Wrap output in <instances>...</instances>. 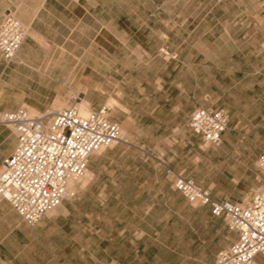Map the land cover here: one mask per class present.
Listing matches in <instances>:
<instances>
[{"label": "rangeland", "instance_id": "374dc122", "mask_svg": "<svg viewBox=\"0 0 264 264\" xmlns=\"http://www.w3.org/2000/svg\"><path fill=\"white\" fill-rule=\"evenodd\" d=\"M107 2L117 17L105 15L110 27H105L104 45L122 67L106 69L103 84L96 69L75 68L73 83L19 86L47 98L23 102L21 107L31 112L29 106L36 103L43 113L68 106L78 95L86 96L95 107L115 99L120 105H113V119L120 122L125 141L146 150V163L153 158L155 165L161 157L170 158L210 187L216 197L249 203L264 178L258 163L264 154V121L257 132L241 134V147L235 148L225 142L223 147L205 145L188 119L196 107H224L231 90L246 96L264 92V78L254 74L264 60V0ZM163 45L178 52L179 59L165 57L160 52ZM251 55L255 58L246 61ZM83 73L88 82L81 80ZM247 83H251L249 89ZM57 99L64 104L54 106ZM263 115L264 108L249 111L250 120ZM2 129L9 135L6 146L11 150L15 131L5 124H0ZM121 145L117 142L102 154H93L85 176L75 180L70 190L77 194L91 172L101 171L100 162L105 160L109 172L128 170L134 152L119 149ZM88 199L91 206L101 205L95 195ZM116 200L106 198L105 208H115ZM124 201L129 208L143 211L93 214L96 219L90 223L107 237L105 243L76 244L71 249L62 238L57 245H42L46 256L60 264H215L218 251L236 239L224 217L213 216L208 205L193 204L175 189L154 188L151 196ZM259 263L264 264V256Z\"/></svg>", "mask_w": 264, "mask_h": 264}, {"label": "crops", "instance_id": "0c3cea01", "mask_svg": "<svg viewBox=\"0 0 264 264\" xmlns=\"http://www.w3.org/2000/svg\"><path fill=\"white\" fill-rule=\"evenodd\" d=\"M108 4L110 5L107 0H0V24L5 14L12 12L27 29L26 38L11 64L5 63L0 51V111L21 108L23 102L47 99L38 93L29 94L24 88L17 89L19 86L73 83L70 78H73L75 68L96 69L100 78L98 82L103 84L104 81L101 80L105 77L106 69L121 68L119 61L115 60L114 56H110V51H106L104 45L105 27H110L108 24L106 26L105 15L112 14V19L115 18L113 16L117 17V11ZM94 44L97 46L96 49H93ZM163 47L177 54V58H168L169 60L179 59L178 52L168 45ZM254 58L252 55L248 56L246 61H252ZM260 64L262 65L256 66L254 74L264 78L263 59L260 60ZM81 80L88 82V76L83 73ZM249 87L251 83H247V88ZM230 92V95L225 97L224 107H218L224 108L230 115L221 147L225 142L238 148L241 147V134L257 132L259 126L263 125L264 115L250 120L249 111L264 108V92L247 96L236 95L233 90ZM83 99L88 101L89 110L98 108L86 96ZM56 101L58 102L54 103V106L64 104L61 99ZM111 103L109 104L111 106L120 105L115 99H111ZM32 105L29 106L30 109L37 111L36 114H41V106L36 103ZM8 139L6 130H0V167L17 144L15 137L14 146L8 150V145L6 146ZM119 143L122 144L119 149L122 147L133 149V163L129 165L128 170L114 168L109 172L108 160L100 162L101 171L91 172L89 181L77 194L67 197L59 207L45 215L36 225L31 226L24 222L10 202L6 200L0 202V264H60L58 259L53 260L46 256L42 245L45 247L48 244L57 245L62 238L71 249L76 244L81 246L103 244L107 237L101 236V231L96 230V227L90 223L96 219L93 214L136 212L140 209L129 208L124 198L151 196L154 188L169 191L175 189L166 169L168 166L183 172L185 169L174 164L170 158L161 157V161H157L155 165L153 158L146 163V158L143 156L146 150L142 146L129 140ZM108 149L110 148L99 154ZM90 159H93L92 156ZM155 168L156 172H153ZM148 169L150 171H146ZM198 183L206 186L201 182ZM75 184L76 181L70 188L72 189ZM91 195L97 196L101 205L91 206L92 204L88 202L90 201L88 197ZM109 197L118 199L115 208H105L106 198ZM214 197L220 199L218 195ZM144 211L149 212L150 209L145 208ZM116 219L120 218L116 217ZM259 261L260 256H257L255 262L260 264Z\"/></svg>", "mask_w": 264, "mask_h": 264}, {"label": "built area", "instance_id": "2783aa9c", "mask_svg": "<svg viewBox=\"0 0 264 264\" xmlns=\"http://www.w3.org/2000/svg\"><path fill=\"white\" fill-rule=\"evenodd\" d=\"M26 34L23 22L7 12L0 24V51L7 65L16 58ZM160 52L177 58L165 47ZM83 98L75 96L68 106L41 114L25 107L0 111V124L12 126L17 137L15 149L0 167V202H10L31 226L74 194L70 182L85 176L93 154L125 141L120 122L112 118L113 106L103 104L83 113ZM229 120L224 108L198 107L188 125L205 145L221 147ZM258 163L264 173V154ZM166 173L175 190L193 204L208 205L213 216L224 217L236 233V239L217 253L215 264H253L257 256H264V178L250 202L243 205L215 198L210 187L171 166Z\"/></svg>", "mask_w": 264, "mask_h": 264}, {"label": "bare ground", "instance_id": "6f19581e", "mask_svg": "<svg viewBox=\"0 0 264 264\" xmlns=\"http://www.w3.org/2000/svg\"><path fill=\"white\" fill-rule=\"evenodd\" d=\"M80 107H81V111H82L83 113H88V112H89V109H88V101H87V100L83 99V101H81V103H80ZM36 112H37V111L31 109V113H32V114H36ZM74 182H75V179H74V180H71V182H70V186H71V187H72V185L74 184ZM255 259H256V258H255ZM253 264H257V263L255 262V260H254Z\"/></svg>", "mask_w": 264, "mask_h": 264}]
</instances>
